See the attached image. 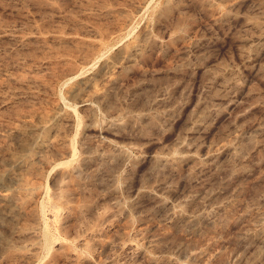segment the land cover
<instances>
[{
	"label": "rangeland",
	"instance_id": "374dc122",
	"mask_svg": "<svg viewBox=\"0 0 264 264\" xmlns=\"http://www.w3.org/2000/svg\"><path fill=\"white\" fill-rule=\"evenodd\" d=\"M0 172V264H264V0H0Z\"/></svg>",
	"mask_w": 264,
	"mask_h": 264
},
{
	"label": "bare ground",
	"instance_id": "6f19581e",
	"mask_svg": "<svg viewBox=\"0 0 264 264\" xmlns=\"http://www.w3.org/2000/svg\"><path fill=\"white\" fill-rule=\"evenodd\" d=\"M28 79L30 80V78H28V77H26L24 75H18L16 77V80L19 81V82H24V81H27ZM22 117L24 118L23 121H22V124H20L18 126H15V127H9L8 131L6 130L7 133L4 134V136H6L5 138L7 140L11 141V139L14 140V138H17V139H20V138H22V139L26 138L27 139V138H29L30 136L28 137V134H30V132L33 133L32 132L33 131L32 127L35 125V123L36 122H44V121H46L48 119L49 115L47 113H45V112L44 113H35V112L32 113L31 112L30 114H26V115H24ZM6 139H5V142H6ZM6 144H7V142H6ZM23 145H25V144H23ZM5 146H8V145H5ZM4 148H6V147H3L2 149H4ZM24 148H26V147H24ZM4 150H6V149H4ZM27 151H28L27 154H24L23 156H20V157L16 158L14 163H16L18 165H21V166H23L25 164H28L33 159V155H32V151L31 150L27 149ZM164 160L173 161L174 159H172V158L165 159L164 158ZM6 179H7L6 173L0 172V183L6 181ZM11 179H12V177H11ZM15 180H16V182L18 184V190L21 193L22 192H26L27 189H28V186H29L28 180L27 179H23V177L16 178ZM3 184L4 183H2V185ZM24 200H26V199H23V200L20 199V198L18 199L17 194H16L15 191L12 192V191L0 190V214H1V216L4 215L5 218L6 217L12 218V217L18 215V213H20L22 211V209L24 210V206H26ZM54 214L56 216H58L59 215L58 210H55ZM0 218H2V217H0ZM44 248L46 250L50 249V243L48 242V240L45 242ZM123 248L133 249L135 247L123 245Z\"/></svg>",
	"mask_w": 264,
	"mask_h": 264
}]
</instances>
